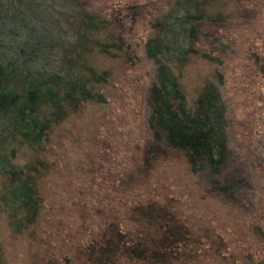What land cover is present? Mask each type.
I'll return each mask as SVG.
<instances>
[{"label":"trees","instance_id":"obj_1","mask_svg":"<svg viewBox=\"0 0 264 264\" xmlns=\"http://www.w3.org/2000/svg\"><path fill=\"white\" fill-rule=\"evenodd\" d=\"M93 1L0 0V221L6 238L36 241L47 210L48 143L63 124L104 103L111 72L99 61L117 60L125 50L123 27L93 11ZM239 1L246 8L247 0H173L151 23L143 46L153 68L145 96L148 140L133 175L113 192L136 197L159 165L178 164L203 182L229 218L237 222L243 214L250 182L229 147L228 111L216 81L205 79L191 99L181 82L200 33L217 37L230 22L224 18L229 5ZM250 17L251 9L242 10L244 24ZM208 35L205 46L217 54L210 61L224 60L228 43ZM54 50L60 64L50 72ZM260 63L249 68L264 77ZM73 207L83 217L81 207ZM250 218L243 227L246 250L236 254L215 228L190 221L173 201H137L95 221L94 229L81 224L75 248L47 264H264V233ZM6 253L0 243V264H7Z\"/></svg>","mask_w":264,"mask_h":264},{"label":"rangeland","instance_id":"obj_2","mask_svg":"<svg viewBox=\"0 0 264 264\" xmlns=\"http://www.w3.org/2000/svg\"><path fill=\"white\" fill-rule=\"evenodd\" d=\"M172 2L91 3L93 11L123 27L125 50L117 60L99 61V68L111 72L104 103L87 108L63 124L48 143L47 162L51 168L44 188L47 210L36 230V241L6 238L5 224L0 221V243L6 249L7 264H47L49 259L58 260L78 244L76 229L81 224L89 231L96 226L95 221H107L110 214L120 215L128 206L146 199L173 201L190 221L215 228L236 254L246 250L243 227L250 225L251 216L264 233V77L249 68L256 60L264 68V0H247L246 8L239 5L240 1L230 4L224 15L231 18L230 22L226 21L223 32L217 31V37L200 33V41L193 46L197 53L181 77L189 99L198 87L204 89L201 84L205 79L216 81L221 92L229 118L228 144L251 187L247 200L242 202L246 209L237 215L239 220L229 218L228 209L209 199L203 182L178 164L159 165L136 197L113 192V187L118 189L128 175H133L139 152L148 140L145 96L153 68L144 57L143 46L150 36L151 23L166 14ZM245 9H251L249 25L241 18ZM206 35L213 40L223 37L222 41L228 43L224 60L210 61L217 54L205 46ZM53 54L48 61L50 72L60 64V54L56 50ZM73 204L81 207L83 217Z\"/></svg>","mask_w":264,"mask_h":264}]
</instances>
